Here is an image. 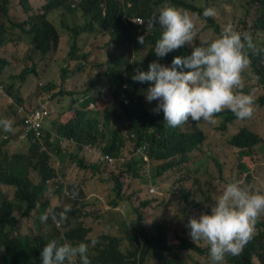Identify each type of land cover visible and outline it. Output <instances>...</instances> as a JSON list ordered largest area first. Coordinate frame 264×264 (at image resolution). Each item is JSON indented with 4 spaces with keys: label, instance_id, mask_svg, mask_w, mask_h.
Masks as SVG:
<instances>
[{
    "label": "trees",
    "instance_id": "1",
    "mask_svg": "<svg viewBox=\"0 0 264 264\" xmlns=\"http://www.w3.org/2000/svg\"><path fill=\"white\" fill-rule=\"evenodd\" d=\"M74 2L77 3L75 9L71 7ZM103 3H106L105 17ZM248 3H259L263 12L254 20V31L250 34L254 46L247 49L250 63L242 72L244 87L240 90L252 93L260 88L263 93L255 98V102L259 98L260 106L264 107V0H250ZM166 4L199 12L198 24H195V46H206L219 36L216 33L219 28L212 18H208L206 24L207 17L203 15V10L208 6L202 10L187 0H152V4L150 0H48L39 13H32L29 0H19V5L28 14L27 19L21 22L10 17L9 10L16 7L14 1L0 0V12L3 10L0 15V49L9 44L22 56L14 61L19 69L10 78L6 87L7 96L15 101L13 94L18 88V77L21 83H25L28 78L37 81L50 79L54 83L61 82L59 84L64 88L51 87L52 94L39 98L40 102L32 110L17 97L16 102L24 106L29 114L54 99L65 100L70 106L65 112L68 119L58 123L62 126L60 130L55 131L54 128L53 134L47 131V136H37L34 130L29 129L30 124L25 119L15 116L11 118V131L6 132L0 128V135L9 136L6 139L0 138V185L16 189L14 200L3 199L0 205V264H41L36 258L50 237L40 235L33 238L34 225L29 226L26 231L19 226L38 206L40 210L50 209L49 201L41 202L46 180H56L59 190L52 188L51 191L63 197L72 209L79 206L87 209L104 201L101 196L94 201L90 200L91 193L77 184L80 167H86L83 161L74 162L76 170L72 179L75 184L68 183L51 167L52 158L66 156L50 150L56 140L67 144H73V141L79 150L92 148L102 152L105 168H111L114 172L106 174L99 163L90 166L100 176L101 185H110L111 182L114 185L116 196L106 204L112 221L115 209L121 205L129 207L133 214L139 213L140 219L145 218L147 230H141L140 238H136L137 244H145L138 246L141 250L139 258L136 256L138 250L130 256H120L118 251L121 249L117 247L120 239L112 235H101L95 245L89 248L91 264H187L189 255L193 259L192 251L202 250L197 244L206 241L191 239L187 227L189 218L210 211L211 205L222 192L215 185L217 181L226 186L228 182L235 180L233 176L225 179L222 174L200 171L206 162L202 152L214 153L225 134L235 130L226 137V143L240 157L232 163L243 169V163H246L244 155H251L253 150H257L262 138L257 131L247 127V118L238 119L228 109L214 114L215 123L189 118L175 128L167 126L162 111L153 112L156 101L147 102L144 94L149 82L134 81L132 75L137 69L146 71L153 60L161 62L154 54L161 28L154 20V10L156 7L160 10ZM142 17L149 19L155 26L145 29V24L140 25L133 20ZM60 19L63 20L62 23ZM117 19L121 22L118 30L113 24ZM53 24L65 26V33L58 32L56 27H52ZM89 34L109 39L108 48L104 51L109 65L105 72L94 62ZM254 34L259 42L258 49V45L254 43ZM142 35L145 39L143 45L138 42V37ZM60 38L62 42L65 40L62 49L67 51V58L50 54L49 49H56ZM147 44L151 45L149 52L142 58L137 57L145 52ZM130 51L131 60L127 61ZM63 60L69 64V69L67 71L63 67L60 73L57 65ZM9 66L10 62L0 56V89H3L4 82V77L1 76ZM251 74L255 77L257 86L247 84V78ZM13 114L16 115L15 112ZM190 128L193 129L189 130ZM16 139L28 145V153L24 156L3 152V147ZM128 141L129 145H126ZM56 146L62 150L59 145ZM193 164L198 172L191 169ZM31 169L38 173L39 183H34L32 176H28ZM247 177L244 185L249 187L253 176L241 178ZM124 178L130 179L128 184L123 182ZM158 179H169L177 185L176 192L160 203L149 192V188H157L155 185ZM135 180H139L138 189L134 188ZM250 188L264 191V185ZM65 189L68 194H65ZM109 193L107 191V197ZM144 194L146 198L143 197ZM163 208H167L164 213L161 212ZM16 213L20 215L19 218ZM84 216L79 215L73 219V227L65 234L69 241H88L90 230L81 222ZM159 217L162 218V226L153 228ZM36 223L40 230L39 220ZM7 226L12 229H6ZM49 229L56 230L51 216L46 224V230ZM58 236L59 232L56 231L53 238ZM223 264H264V215L257 218L252 238L240 253L226 254Z\"/></svg>",
    "mask_w": 264,
    "mask_h": 264
},
{
    "label": "clouds",
    "instance_id": "2",
    "mask_svg": "<svg viewBox=\"0 0 264 264\" xmlns=\"http://www.w3.org/2000/svg\"><path fill=\"white\" fill-rule=\"evenodd\" d=\"M13 1L16 7L9 10L10 17L16 22L26 20L28 14L19 5V0ZM47 1L29 0L32 13L41 12L40 8L45 6ZM71 7L75 9L77 3H72ZM102 7L105 17L106 3H103ZM18 11L22 14L18 17L13 16ZM2 13L1 9L0 15ZM198 15L199 12L175 5L163 6L158 16L154 17L161 27L155 42L154 54L162 63L158 59L151 61L146 71L137 69L132 79L140 83L149 82V86L144 91L145 99L149 103L156 101L152 110L154 113L162 111L164 121L169 127L175 128L187 122L189 118L193 121L204 120L215 123L214 114L224 109L230 110L238 119L247 118L246 125H249L257 118L253 114L255 107L262 108L259 98L255 102L251 92L245 93L240 90L244 87L242 72L250 63L247 49L254 46L252 37L237 31L236 26L227 25L223 30L219 29L217 32L219 36L206 46H195V24H198ZM203 15L207 17V24L208 18L215 15V9L205 7ZM133 20L140 25L145 24V29L155 26L145 17L133 18ZM116 21L121 23L119 19ZM113 24L116 25V22L114 21ZM53 25L52 27H56L58 32L65 33L63 28L65 26L59 24L60 28L58 24ZM64 36L66 37V34ZM61 38L58 47L63 48ZM138 42L142 45L145 43L144 35L138 37ZM58 47L50 48V54L61 58ZM6 60L12 62V59ZM63 88L58 84L57 89ZM40 110L48 112L41 120L42 126L38 129L40 134H37V130L33 127L31 130H34L37 136H47L52 107L48 102ZM17 113L32 126L33 113L29 114L22 105L18 106ZM58 123H54L55 131L62 127ZM12 124L10 118L0 117V128L4 131H11ZM2 137L6 139L9 136L0 135V138ZM102 160L104 161L103 156ZM245 183L246 181L242 182L239 179L228 182L211 205L210 211L189 218L187 227L191 239L206 241L203 244L196 243L201 247V251H192L193 257L202 256L204 264H223V261H226V254L238 255L252 238L257 218L264 215V191L252 190L245 186ZM52 188L59 190L56 180H46L44 197L51 205L48 210H40V206L38 207L37 220L39 227L46 229L51 216L52 224L58 232H62V235L56 239L49 236L50 240L43 246L36 259L40 260L41 264H91L89 248L95 245L96 240L90 237V233L87 237L88 241H69L65 237L66 232L73 227V219L79 215L86 216V208L79 206L77 209H72L63 197L51 191ZM64 192L69 193L66 189ZM150 192L154 193L152 190ZM124 221L122 225L126 230H130L135 221L146 226L145 218L138 217L135 220L134 214ZM127 221L132 224L130 228H127ZM6 229L12 227L7 226ZM138 237L140 238V234Z\"/></svg>",
    "mask_w": 264,
    "mask_h": 264
},
{
    "label": "rangeland",
    "instance_id": "3",
    "mask_svg": "<svg viewBox=\"0 0 264 264\" xmlns=\"http://www.w3.org/2000/svg\"><path fill=\"white\" fill-rule=\"evenodd\" d=\"M190 4H194L197 8L203 9L205 6L212 7L215 9V15L212 17L213 22L216 26H218L219 29H222L227 25L236 26L237 30L244 34H252L253 33V24L254 20L259 17L262 12L263 8L261 5L258 4H249L248 2L250 0H209L207 3V0H187ZM159 9L156 7L154 10L155 17L158 16ZM22 14L21 11L15 12L13 16H20ZM60 22L62 23L63 20L60 19ZM116 22V30H118L121 26V23ZM142 22H144V19H142ZM59 25V24H58ZM60 27V25H59ZM61 28V27H60ZM200 29H202L199 26ZM215 31V29L213 28ZM19 32V31H18ZM216 32V31H215ZM20 33V32H19ZM217 33V32H216ZM92 39V57L94 59L95 64L100 67L101 70L104 72L108 69L109 65L107 63V59L105 57V49H107V45L109 44L108 38H104L102 36H96V34H89ZM65 42V40H64ZM63 42V45H64ZM254 43H256L259 47V42L257 37L254 34ZM14 46H8L6 45L2 49H0V56L8 59H12V62H10V66L7 67V71L3 73L1 77H4L3 82V89H0V117H8L12 118L13 116L21 119V116L17 113V108L20 104L16 102V98L21 99L24 105L27 106V108H31V110L37 107V104L40 102L38 99L51 95V87L57 88L58 83H54L52 80L47 79L45 81H37L31 78H28V80L25 83H21L19 77L16 79V84L18 86L16 92L13 94L15 97V101L6 94V87L8 86V83L10 81V78L12 74L16 73L19 69L14 64V61L19 60L22 58L13 48ZM151 49V45L147 44L145 48V52H142L141 54L137 55V57L142 58L146 53L149 52ZM111 51V50H110ZM67 51L62 49L61 47H58V54L61 57L67 58ZM132 51H130V56L126 59L127 61L131 60ZM65 58V60H66ZM65 60L60 61L58 66V71L62 73V68L65 67L68 71L69 64L65 62ZM134 60H137L134 59ZM44 64V63H43ZM42 64V65H43ZM54 70V68H53ZM35 77V75H33ZM247 84L249 86L255 85L257 86V82L255 80V77L253 74L249 78H247ZM262 90L260 88H256L252 94L255 98L260 96L262 94ZM49 104L52 107V115L51 119L48 123L47 130L53 134L54 133V123H58L62 120H67L68 117L65 116L66 110L70 107L65 100H59L54 99L48 101ZM9 104H11L9 106ZM13 112L16 113V115L13 114ZM255 116L257 117L255 121L247 125L248 128H251L255 131H257L260 134V137L262 138V142L260 144V147L257 150H253L251 155H244V168L240 169L238 165H234L232 161H238L240 157L238 156V153L236 150L231 149L227 145V138L231 134L235 132V130H232L230 133L225 134L224 138L219 142V145L217 147V150L212 152L203 151L202 156L205 158L206 162L204 167L200 170L202 172H208L214 175L222 174L224 178H228L229 176H233L235 179H239L242 182L247 181L248 177L245 179H242V176H253V182L251 186L254 187H260L261 185H264V107L258 108L255 107ZM67 118V119H66ZM12 120V119H11ZM31 121V118L29 119ZM13 121V120H12ZM31 123V122H30ZM198 127V126H197ZM32 126L30 125L29 129H31ZM193 128H190L191 130ZM258 129V130H256ZM125 137V135H124ZM227 137V138H226ZM52 138V137H51ZM52 141V140H51ZM63 141H53L52 146L50 150L55 153H60L66 155L65 157L61 156H55L50 160L51 167L58 173H60L68 183L75 184L72 179V174L76 170L75 167V161H83L85 168L79 169L78 173V182L79 186L86 189L87 192H90L89 199L94 201L97 197L101 196V198L104 200L100 203H96V205H91L86 209V216H84L81 219V222L84 223L85 228L90 230V237L97 240L101 235H112L116 236L120 239V243L117 244V247H120L119 254L120 256H130V254H133L136 250L138 252L136 253V256L140 257L141 250L138 248V246H144V243H138L136 241V238L139 236L141 230H147V226L141 225L138 221H135L133 223V226L131 222L127 221V228H130V230H126L124 225H122L124 220H127L132 216V212L129 207L121 205L117 209H115L113 214V221L109 218L107 207V202L111 201L115 198L116 194L114 192V185L111 182L110 185L103 184L101 185V182L99 180L100 176L98 174H95L91 166L95 165L96 163H99L103 166L102 170L106 174H110L114 172L111 168H105V163L102 160V152L98 149L94 150L92 148H84L83 150H79L74 142L73 144H67L62 143ZM56 145H59L61 149H59ZM126 145H129V141ZM3 152L5 154H11V152H14V155H22L28 153V145L24 143H20L17 141V139L13 142H11L8 146L3 147ZM91 165V166H90ZM105 168V169H104ZM191 169L194 171H197L196 166L193 164L191 166ZM198 172V171H197ZM28 176H32V181L34 183H39L40 178L37 172L31 169V171L28 173ZM199 176V174H198ZM130 179L127 180V178L123 179V182L125 184H128ZM215 185L218 187L219 191H222L225 187L224 183H221L217 181ZM157 188L154 190V193L149 192L154 198H158L160 203L164 198H167L168 196L172 195L177 190V185L175 181L172 183L169 179H158L157 180ZM249 186V188L251 187ZM134 188H139V180H135ZM107 191H109V197H107ZM15 192L16 189L14 187L0 185V203L3 199H9L10 201H13L15 198ZM158 194V195H156ZM156 195V196H155ZM144 198H146V195H143ZM46 200L45 197L41 198V202H44ZM39 207V206H38ZM38 207L34 211V213L31 215L30 218L25 219L21 221V224L19 227H23V231H26L29 226L34 225L35 231L33 233V238L40 236V235H48L50 237L56 236L55 229H49L46 230L44 228H41L38 230L36 226L37 218H38ZM167 208L162 209V213L166 212ZM88 214H91L90 216H87ZM139 213H135V220L138 218ZM16 216L19 218V214L16 213ZM120 220V221H119ZM162 218L159 217L156 219V222L153 226V228H158L162 226ZM118 224V225H117ZM73 226V225H72ZM59 235H62V232H59ZM192 256L189 255L188 263L187 264H204V259L202 256H194L193 259H191ZM126 261H129L126 259ZM151 261L155 262L153 259Z\"/></svg>",
    "mask_w": 264,
    "mask_h": 264
},
{
    "label": "built area",
    "instance_id": "4",
    "mask_svg": "<svg viewBox=\"0 0 264 264\" xmlns=\"http://www.w3.org/2000/svg\"><path fill=\"white\" fill-rule=\"evenodd\" d=\"M48 112L46 110H36L32 114V127L37 130V134H40V131L38 130L42 126L41 120L44 116H46ZM154 192V190H152Z\"/></svg>",
    "mask_w": 264,
    "mask_h": 264
},
{
    "label": "crops",
    "instance_id": "5",
    "mask_svg": "<svg viewBox=\"0 0 264 264\" xmlns=\"http://www.w3.org/2000/svg\"><path fill=\"white\" fill-rule=\"evenodd\" d=\"M34 1H41V0H34Z\"/></svg>",
    "mask_w": 264,
    "mask_h": 264
}]
</instances>
